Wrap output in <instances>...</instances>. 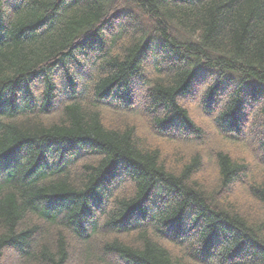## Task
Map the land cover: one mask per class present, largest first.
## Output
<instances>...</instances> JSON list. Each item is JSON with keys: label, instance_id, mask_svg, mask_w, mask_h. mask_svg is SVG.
I'll list each match as a JSON object with an SVG mask.
<instances>
[{"label": "trees", "instance_id": "trees-1", "mask_svg": "<svg viewBox=\"0 0 264 264\" xmlns=\"http://www.w3.org/2000/svg\"><path fill=\"white\" fill-rule=\"evenodd\" d=\"M192 91L217 127L208 163L176 146L206 136ZM10 252L264 264V0H0V264Z\"/></svg>", "mask_w": 264, "mask_h": 264}, {"label": "rangeland", "instance_id": "rangeland-1", "mask_svg": "<svg viewBox=\"0 0 264 264\" xmlns=\"http://www.w3.org/2000/svg\"><path fill=\"white\" fill-rule=\"evenodd\" d=\"M195 89V88H194ZM193 92V91H192ZM200 95H199V91L198 92H193L192 96L190 99L187 100V105L189 107V111L191 113V115L193 116V118L205 128V133L206 136L204 138V141H196L197 143H192L187 144V147H184L185 145L181 146V145H176L179 148H182L183 150H191V149H196L197 151L201 152L204 157H205V161L208 163V152L209 149H214L215 147H217L218 145H215V141H211L213 140V138L211 139L210 136L212 137V133H214L216 131V125L214 124V118L212 115H208L205 112H203L201 110V106H200ZM248 121H251V119H248ZM139 126V133L140 134H146L147 136H149V123H142V124H138ZM210 135V136H209ZM244 135V139L246 140H250L251 143L253 144V146H256V139L253 136H250L249 133H247L246 131L243 133ZM149 138H151V136H149ZM221 143L219 144V148ZM189 147V148H188ZM191 148V149H190ZM169 149V148H168ZM249 155V159L250 161L255 164L256 161L253 160V158L251 157V154H249V152L247 153ZM211 167V165H209V168ZM213 168V167H212ZM210 170V169H209ZM209 176H211V174H207ZM244 183H245V176H242L241 178H239L236 181V191L234 194V199L235 200H240L241 202H245L246 200L245 198V190H244ZM9 257H8V264H18V254H16L15 252H10L8 253ZM73 264V263H72Z\"/></svg>", "mask_w": 264, "mask_h": 264}]
</instances>
